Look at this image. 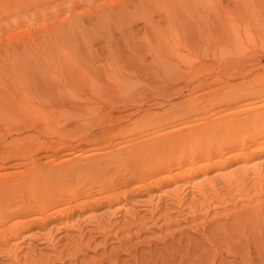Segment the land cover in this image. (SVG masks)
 Returning a JSON list of instances; mask_svg holds the SVG:
<instances>
[{
    "label": "rangeland",
    "instance_id": "obj_1",
    "mask_svg": "<svg viewBox=\"0 0 264 264\" xmlns=\"http://www.w3.org/2000/svg\"><path fill=\"white\" fill-rule=\"evenodd\" d=\"M263 105L264 0H0L3 145L188 132L173 152L148 146L140 177L112 196L9 219L0 264H264V116L246 117ZM226 136L245 138V154L205 159Z\"/></svg>",
    "mask_w": 264,
    "mask_h": 264
},
{
    "label": "bare ground",
    "instance_id": "obj_2",
    "mask_svg": "<svg viewBox=\"0 0 264 264\" xmlns=\"http://www.w3.org/2000/svg\"><path fill=\"white\" fill-rule=\"evenodd\" d=\"M215 99L210 100L212 101V106L216 104L223 106L218 112L225 111L228 108V102L231 100L223 95H218ZM127 108H129L128 105L125 106V110ZM32 109L34 111H47L45 106L40 104H33ZM128 114L130 115L131 113ZM146 116H148V112H146ZM262 116H264V105L261 106V109L248 111L246 115L249 120L260 119ZM103 129L105 130V128ZM183 130L179 128L176 131L172 129V132H162V134L153 136L149 142L148 133H145L113 144L112 140H110L112 139L111 137L107 139L109 136L107 132L102 133L103 138H101L97 130L88 128L80 130L83 132L71 138L64 135L65 137H60L55 140L51 138L50 141L40 139L39 141L33 142L34 139L30 144L18 150L9 148L8 143L15 142L14 138H11L4 145L2 144L3 140L0 141V145L2 144L0 146V226L5 227L6 222L11 218H21L17 219V223L24 224L27 222L45 221L50 211L62 212L64 207H60V205L65 202L70 203V200L76 197H82L84 199L79 203L81 205H85L89 199H96L98 196L100 198H106V195H102L104 186L105 188L107 187L106 191H111L110 196L114 195L115 193L113 191L118 189L121 184L123 185L125 183L127 185L128 182H132L140 177V171L137 169L139 164L136 159L140 156L139 162H141L147 156L148 146L152 151L167 148L173 152L172 147L175 150L177 140L182 141L183 139H188L184 136L188 132L186 129L185 131ZM244 139L235 136H226L223 142H217L210 149L206 148L207 153L204 151L206 158L204 154L203 157L209 159L217 156L221 159L224 151H235L238 155H244V149L246 147ZM171 143L173 144L171 145ZM115 145L120 146L115 148ZM184 146L187 147L186 145ZM178 149L180 150V147ZM184 156L187 159L186 150H184V154L182 152L181 157H178L176 164L180 165L183 162ZM194 156L195 154L192 159H195ZM43 157L46 158L45 161L37 162V159ZM223 160L224 158L221 159V161ZM171 161L166 157L158 163L156 169L169 168ZM21 165L25 166V168L20 178L15 181H9L3 178L8 173V170ZM115 168L125 171L128 173V176L124 173L113 176L116 171ZM96 175L97 177L94 178ZM121 178L122 182L120 180ZM76 180H78V188L80 191H76L74 188ZM93 186L98 187L96 192L92 190ZM66 190L68 192H65ZM15 198H19L20 200L12 204L11 201H14ZM2 229L0 228V230Z\"/></svg>",
    "mask_w": 264,
    "mask_h": 264
}]
</instances>
